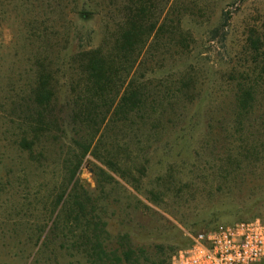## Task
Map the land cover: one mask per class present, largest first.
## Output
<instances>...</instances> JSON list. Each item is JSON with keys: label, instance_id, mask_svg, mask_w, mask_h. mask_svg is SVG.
Here are the masks:
<instances>
[{"label": "rangeland", "instance_id": "374dc122", "mask_svg": "<svg viewBox=\"0 0 264 264\" xmlns=\"http://www.w3.org/2000/svg\"><path fill=\"white\" fill-rule=\"evenodd\" d=\"M110 3L117 16L126 6L0 0V264H87L51 231L57 200L76 179L107 223L110 250L127 236L152 264H168L199 233L264 219V0H151L163 30L135 60L117 59L108 105H96L109 113L73 118L90 90L81 53L113 48ZM82 11L99 14L83 20ZM43 83L55 100L41 118ZM134 92L169 105L174 121L132 127L116 117ZM245 92L253 99L240 110ZM40 122L48 125L41 135ZM227 207L241 210L210 224V213Z\"/></svg>", "mask_w": 264, "mask_h": 264}, {"label": "trees", "instance_id": "16d2710c", "mask_svg": "<svg viewBox=\"0 0 264 264\" xmlns=\"http://www.w3.org/2000/svg\"><path fill=\"white\" fill-rule=\"evenodd\" d=\"M125 5L122 9H119L117 15V9L114 5H109L106 11L105 18L106 31L108 43H113V48L110 51L103 52V48L92 49L81 53L80 57L83 58V73L87 74L88 85L90 88L85 94L81 95L77 100L81 101L80 111L73 112V118L77 115L84 116V119L94 120L95 116L100 114L109 113V109L104 112L98 113L97 103L102 102L103 106L108 105V98L106 91L112 87L115 81V75L118 73L115 70V63L119 60H135L136 53H140L143 47L148 44L150 38H157L160 31L163 30L162 25L158 26V22L153 21V13L150 11L152 8L148 6L151 0H123ZM143 4H146L143 5ZM153 5V3H152ZM151 5V6H152ZM149 7V10L147 9ZM84 16L83 20H89L93 16L99 13H91L90 11H82L80 13ZM229 17L223 18L224 24H228ZM183 42L185 44L186 39L183 33ZM182 46L183 43H182ZM79 56V55H78ZM45 83L41 84L35 93L36 104L40 108L39 117L43 118L42 112H45L47 108L55 100V94L45 88ZM183 92V90L181 91ZM170 93L165 96L164 99L168 104L170 103ZM188 96L187 94L185 95ZM253 99L250 92H245L239 98L241 109H246L247 100ZM150 97H146L145 94L137 92L125 94L121 97L119 104L116 107L114 115L122 121L130 122L132 127L138 124L151 122L153 128L161 124H170L174 120L172 115L168 113L173 108L166 109L161 101H149ZM159 104V105H157ZM171 105V104H170ZM85 106V110H82ZM94 107V108H93ZM171 109V110H170ZM98 115H93V114ZM176 113V116L180 115ZM84 114V115H83ZM159 115L161 120L158 118ZM169 114V116H168ZM161 115V116H162ZM168 117H167V116ZM166 117V118H165ZM155 121V122H154ZM136 124V125H135ZM48 125L45 127L44 123L40 122L37 128V133L44 134L47 131ZM120 131L124 132L121 129ZM33 143L25 141L23 146L30 149ZM31 150V149H30ZM90 148H84V154H88ZM108 164V165H107ZM236 164V163H235ZM234 164V165H235ZM108 168L113 171L116 165L113 163H106ZM79 166L77 165L76 169ZM239 168V164L237 165ZM117 169V166H116ZM104 173V172H103ZM74 175L71 177V182L74 180ZM108 176V175H107ZM110 178V176H109ZM112 179V178H111ZM240 211L239 208L227 207L219 210H214L209 216L212 217L211 223H214L213 218L217 219L221 211ZM56 212H58L56 214ZM96 201L92 198L91 194L86 191L82 185H80L79 179L73 182L72 188L69 193H62L55 205L53 214L55 218L52 225V233L55 237H58L61 242V247L67 251L77 254L83 258L87 264H152L149 259H143L145 253L141 254L133 250L129 246V240L127 236L118 237L119 247L114 250H110L108 244L111 240V236L107 231V223L99 213ZM242 222V221H240Z\"/></svg>", "mask_w": 264, "mask_h": 264}, {"label": "built area", "instance_id": "2783aa9c", "mask_svg": "<svg viewBox=\"0 0 264 264\" xmlns=\"http://www.w3.org/2000/svg\"><path fill=\"white\" fill-rule=\"evenodd\" d=\"M168 264H264V219L221 225L191 238Z\"/></svg>", "mask_w": 264, "mask_h": 264}]
</instances>
